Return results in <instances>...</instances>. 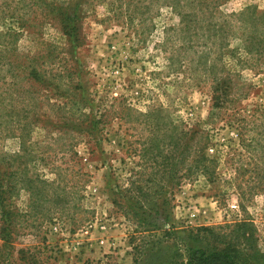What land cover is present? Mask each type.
I'll list each match as a JSON object with an SVG mask.
<instances>
[{"label":"rangeland","instance_id":"1","mask_svg":"<svg viewBox=\"0 0 264 264\" xmlns=\"http://www.w3.org/2000/svg\"><path fill=\"white\" fill-rule=\"evenodd\" d=\"M199 249L264 264V0H0V264Z\"/></svg>","mask_w":264,"mask_h":264},{"label":"trees","instance_id":"2","mask_svg":"<svg viewBox=\"0 0 264 264\" xmlns=\"http://www.w3.org/2000/svg\"><path fill=\"white\" fill-rule=\"evenodd\" d=\"M192 258L193 260L190 264H243L225 249L221 251L215 250L210 253H206L202 249L195 250Z\"/></svg>","mask_w":264,"mask_h":264},{"label":"built area","instance_id":"3","mask_svg":"<svg viewBox=\"0 0 264 264\" xmlns=\"http://www.w3.org/2000/svg\"><path fill=\"white\" fill-rule=\"evenodd\" d=\"M230 206H231V208H233V209L237 208V204H235V203L231 204Z\"/></svg>","mask_w":264,"mask_h":264}]
</instances>
